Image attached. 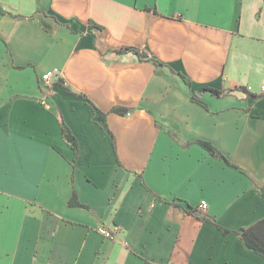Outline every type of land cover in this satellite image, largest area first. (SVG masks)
I'll use <instances>...</instances> for the list:
<instances>
[{"label":"crops","instance_id":"obj_1","mask_svg":"<svg viewBox=\"0 0 264 264\" xmlns=\"http://www.w3.org/2000/svg\"><path fill=\"white\" fill-rule=\"evenodd\" d=\"M0 3V264H264L237 233L264 217V96L204 106L178 74L264 94V0Z\"/></svg>","mask_w":264,"mask_h":264},{"label":"trees","instance_id":"obj_2","mask_svg":"<svg viewBox=\"0 0 264 264\" xmlns=\"http://www.w3.org/2000/svg\"><path fill=\"white\" fill-rule=\"evenodd\" d=\"M0 11L5 12L1 3H0ZM16 16L23 17L22 15H19V14H17ZM43 23L47 29L50 28V26L47 23H45V21ZM121 51H126V52L131 51L137 55L144 56V54L142 52H140V50L136 47H124V48H122ZM153 62L155 64H159L154 59H153ZM178 74L182 78L184 83L189 87L192 99L203 104L204 106H207V105L204 101L201 100V96L205 92H209L211 95L216 96V97H223V96L232 94L236 90L243 92L245 94V96L248 98H258L262 95L264 96V94H258V93L252 92L244 86H237L235 88H229V89L204 86L203 90L198 92L196 90H193L192 80L188 76H186L180 72ZM94 107L98 112V117H99V120L102 123V125L105 128L109 129L108 122L106 120V113H104L103 111L98 109L95 105H94ZM56 110H57V119H58V122L60 124L61 131H62V137L64 138V140L66 142H68V144L71 145V147L74 150L73 163L75 166V163H76L77 158H78L79 153H80V147H79L78 139L74 135V133L72 132L69 125L65 122L64 117L60 113V111L58 109H56ZM132 110H133L132 107L123 106V105H116L112 108V111H114L118 114H121V115L128 114ZM192 142L193 141H191V140L185 141L184 145H188ZM195 142H198L202 147L207 149L215 158L222 160L223 162H225L229 166L239 168V166L236 165L235 163H233L230 160V158L222 150H220L213 142H211L209 140H205V139H197ZM254 186H255L256 190H258V192L260 193V195L262 196V198L264 200V186L259 185L257 183H254ZM69 204L71 206H83V205H85L78 200L76 191H74V193H73V195L69 201ZM185 211L186 212H194L195 209H193V208L188 209V210L185 209ZM199 217L203 218L201 215H199ZM204 218L206 219V217H204ZM213 223L217 224L215 219H214ZM223 231L225 234H229V233L233 232V231H231L229 229H225V228H223ZM237 233L239 234V236L241 237V239L243 240V242L247 248H249L250 250H252L256 253L261 254L264 257V217L255 221L254 223H252L249 226L241 228L240 230L237 231Z\"/></svg>","mask_w":264,"mask_h":264},{"label":"built area","instance_id":"obj_3","mask_svg":"<svg viewBox=\"0 0 264 264\" xmlns=\"http://www.w3.org/2000/svg\"><path fill=\"white\" fill-rule=\"evenodd\" d=\"M60 75V71L59 70H50L48 72H45L42 75V79L46 82L49 83L50 80L55 77ZM262 90L264 91V85L262 86ZM208 206V203L206 200H202L200 202V207L202 209H206ZM104 236L108 237V238H114L115 237V231L112 230L111 228H108L106 226L101 225L98 229Z\"/></svg>","mask_w":264,"mask_h":264}]
</instances>
